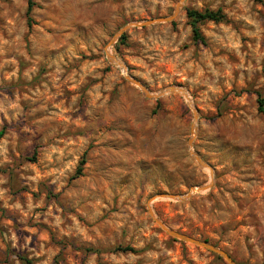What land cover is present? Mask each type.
<instances>
[{
	"label": "rangeland",
	"instance_id": "1",
	"mask_svg": "<svg viewBox=\"0 0 264 264\" xmlns=\"http://www.w3.org/2000/svg\"><path fill=\"white\" fill-rule=\"evenodd\" d=\"M31 1L27 14L26 0H0V264H228L155 219L264 264V0H185L118 49L121 27L179 0ZM185 8L226 21L194 41ZM106 50L150 94L177 86L191 104L145 96ZM194 110L205 167L189 152Z\"/></svg>",
	"mask_w": 264,
	"mask_h": 264
},
{
	"label": "water",
	"instance_id": "2",
	"mask_svg": "<svg viewBox=\"0 0 264 264\" xmlns=\"http://www.w3.org/2000/svg\"><path fill=\"white\" fill-rule=\"evenodd\" d=\"M184 1L185 0H179L176 3L173 12L170 15L161 16V17L153 18V19H148V20L141 21V22L135 21V22L127 23L126 25L121 27L117 32L114 33V35L107 42V47L113 46V44L124 33V31H126L131 26L143 27V26H147V25L154 24V23H157V22H170V21H172L177 16V14L181 11V9L183 7V4H184ZM105 53H106L107 59L110 62L114 63L118 67H119V65H123L125 67V65L121 61V59L117 58L114 54L108 52L107 50H106ZM125 69H126V67H125ZM123 75H124V78L127 81H129L132 84H134L135 86H137L142 91V93L145 96H148V97H151V98H158L160 96H163V95L168 94V93H173V92H179L180 94L183 95L182 91H179V90L176 89V88H180V87H177V86H168V87L160 90L156 94H150V92L147 90V88L142 83H140L138 80H136L130 74H128L127 69H126V72ZM181 89L182 88H180V90ZM193 114H194V119H193V124L191 126V136H190V139L188 141L189 152H190V154L193 156V158L196 160V162L200 166L205 167L206 164L204 163V161L201 160V158L192 149V138H193V135H194V129L196 127V120H197V114H196L195 110H194ZM210 185H211V182L209 184H206V185L191 187L188 190V192L183 194V195H175V194H170V193L157 194V195H154V196H152L150 198L149 203H150V201H152L153 199H156V198H173V199L184 200V199L190 197L194 192H200V191H204V190L208 189L210 187ZM149 212L152 214L150 208H149ZM155 221L160 226V228L166 234L171 236L172 238H175V239L181 240L183 242H187V243L199 246L201 248H204L207 251H210V252H212L214 254H217L218 256L223 258L228 264H238L227 252H225L224 250L218 248L217 246H215V245H213V244H211V243H209V242H207L205 240H201V239L192 237V236H190L188 234H185L183 232H180L178 230L170 228V227L166 226L164 223H162L158 219H155Z\"/></svg>",
	"mask_w": 264,
	"mask_h": 264
},
{
	"label": "trees",
	"instance_id": "3",
	"mask_svg": "<svg viewBox=\"0 0 264 264\" xmlns=\"http://www.w3.org/2000/svg\"><path fill=\"white\" fill-rule=\"evenodd\" d=\"M27 1V9L26 13L28 14L31 10V7L33 5L31 0H26ZM185 15L188 21V24L191 27L192 31V38L194 41L198 42H203L204 37L201 34L199 25L205 21H213V22H225L226 21V16L225 14L221 11L220 8H217L215 10H210V9H204V10H197L193 8H185ZM126 41V34L123 33L117 40L115 47L118 49V44H125ZM263 104L264 101L263 99H259V105L258 109L259 111H263ZM4 134V129H0V138ZM84 163V160L82 159L80 161V165ZM80 171V167L78 168V172ZM114 251H134L132 247L130 246H116L113 248ZM24 262L27 264H30V260H27L26 258H21Z\"/></svg>",
	"mask_w": 264,
	"mask_h": 264
},
{
	"label": "bare ground",
	"instance_id": "4",
	"mask_svg": "<svg viewBox=\"0 0 264 264\" xmlns=\"http://www.w3.org/2000/svg\"><path fill=\"white\" fill-rule=\"evenodd\" d=\"M119 68L121 69L123 74L126 72V69L123 65H119ZM176 89L179 91H182V93H183L184 97L186 98V100L188 101V103L191 104V101H190V98L188 97V95L182 89L181 90H180V88H176Z\"/></svg>",
	"mask_w": 264,
	"mask_h": 264
}]
</instances>
